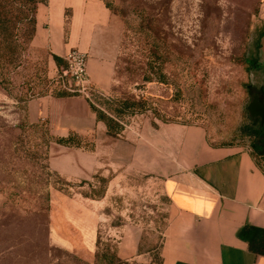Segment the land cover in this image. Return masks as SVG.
I'll use <instances>...</instances> for the list:
<instances>
[{
  "label": "rangeland",
  "instance_id": "rangeland-1",
  "mask_svg": "<svg viewBox=\"0 0 264 264\" xmlns=\"http://www.w3.org/2000/svg\"><path fill=\"white\" fill-rule=\"evenodd\" d=\"M112 1L124 2L128 12L124 23L108 9L115 22H108L103 31L99 58L110 63V72L98 83L86 66L88 96L74 95L87 103L92 98L90 91L142 93L160 113L168 114V121L147 111L129 115L116 138L107 136L100 123L87 133L74 134L72 141L77 144L73 146L51 139L46 150L43 148L46 154L76 149L92 152L107 172L68 177L48 168L42 170L48 172L44 175L39 166L46 161L26 157L25 150H33L32 145L41 142L38 131L24 129L28 124L24 106L29 99L56 96L64 90L57 76L64 61L60 58L58 65L52 64L47 48L20 43L15 64L6 72V88L0 86V124L14 126L12 137L0 129V142L16 137L12 156L0 155V264H108L116 254L120 235L113 233V227L124 224L140 228L138 252L146 251L150 257L148 260L144 254L139 260L126 261L150 264L157 257L167 222L161 182L177 160L179 131L197 126L210 146L249 148L250 137L241 127L248 123L246 87L250 93L255 88L248 82L246 66L255 65L251 62L254 56L261 59L256 47L264 29V0ZM145 38L156 41L158 52L164 55L162 71L170 85L148 83L139 90L121 83L114 74L117 56L131 53L141 57ZM19 123L24 128H18ZM35 123L47 127L54 138L68 134H59L46 118ZM57 177L65 181L59 189L44 182L58 181ZM98 177L106 179L105 183ZM44 192L48 194L46 209L39 213ZM81 223L86 224L84 229ZM91 224H95V233L88 228ZM94 235L99 239L97 245Z\"/></svg>",
  "mask_w": 264,
  "mask_h": 264
},
{
  "label": "crops",
  "instance_id": "crops-1",
  "mask_svg": "<svg viewBox=\"0 0 264 264\" xmlns=\"http://www.w3.org/2000/svg\"><path fill=\"white\" fill-rule=\"evenodd\" d=\"M110 15L101 0H44L36 6L35 29L28 44L47 48L52 64V55L61 58L71 48L87 51L86 66L94 73L91 79L102 83L111 69L110 63L99 58L103 31L108 22H115ZM259 53L264 64V29ZM24 109L29 123L46 118L59 134H84L103 124L80 95H44L27 100ZM179 132L177 160L161 182L168 214L158 264H264V254L251 251L247 239L238 235L244 226L251 228L248 236L256 239L264 231V154L256 155L246 147L210 146L197 126ZM97 164L94 153L80 149L47 154L48 168L68 177L107 172ZM88 228L95 233V224ZM112 231L120 234L118 257L135 261L147 254L150 259L148 252H138V226L124 224Z\"/></svg>",
  "mask_w": 264,
  "mask_h": 264
},
{
  "label": "trees",
  "instance_id": "trees-1",
  "mask_svg": "<svg viewBox=\"0 0 264 264\" xmlns=\"http://www.w3.org/2000/svg\"><path fill=\"white\" fill-rule=\"evenodd\" d=\"M43 1L44 0H0V86L4 88H6V85L8 83L6 72L15 64L20 43H28L33 36L35 29L34 26L36 6L38 3H41ZM123 3L124 2L114 4L112 0H103V4L107 9H109L113 13L118 14L124 19V23H126V14L128 10ZM147 19L145 18L146 21ZM145 43L147 45L146 48L143 49L144 52L141 57L135 56L131 53H125V55L123 54L117 56V59L114 62V74L120 79L121 83L125 85L133 84L134 88H138L139 90L144 88L148 83H158L166 86L170 85L167 82L166 73L162 71L165 57L162 53H159L160 51L158 52L159 46L157 42L153 40H147L145 38ZM256 51V54L258 55L259 44H257ZM52 59L57 65L59 64L60 57L52 55ZM251 62L255 64L252 65V67L251 65L246 64L248 72V82L254 84L255 90L260 93L264 99V64L256 56L252 57ZM175 89L176 91L179 90L178 88ZM113 90H115L114 87L111 88L112 92ZM74 94L75 93L61 90L57 93L56 96H68ZM90 95L92 96V98L87 100L88 108L90 112L94 114L96 120H99L103 123L106 135L111 138H116L120 135L121 131L123 130L125 119L132 114L145 113L147 111H150L160 121H168V114L160 113L152 105V100L150 99V97H145L142 93L134 95L132 93H129L128 91H121L117 95H102L96 93L95 91H90ZM173 95L175 96V93ZM247 117L248 123L243 125L241 127V130L244 134H247V136L250 137L249 149L257 155L259 154L258 151L264 146V127L259 125L257 121L250 119L249 116ZM24 120L28 122L26 118H24ZM17 127L24 128V124L19 123ZM26 127L27 128L24 129H27L28 132L38 131L39 139L41 142L34 143L32 145L33 150L32 148H27L25 150L26 157L33 161H36L37 159H41L42 161L44 159L46 162L41 163L39 166L41 168V173L43 172L44 175H48V172L42 170H48V166L46 154L47 152H43V148L44 150H46V147L51 139H54L55 142L65 146H73L74 144H77L76 142L72 141V136L76 134L73 131H69L68 134L64 137L54 138L52 135H50L47 127L45 126L28 122ZM0 129H3V131H9V136L12 137L10 131H13L14 126L1 123ZM13 138L16 139V137ZM15 139L13 141L8 138L7 140H9V142H0L1 156H4L5 154H7L9 157L12 156L13 152L16 150ZM42 155L44 157H42ZM4 171L7 174L10 173L8 168L4 169ZM57 178L58 181L44 182H49L53 186V188L59 189L60 185L65 184V181H62V179H60L59 177ZM98 179L99 182L105 183L106 179H104L103 177H98ZM47 196V192H44L42 194L43 202L41 203V206H39V213L46 209L48 199ZM88 197L92 198L91 196ZM250 230V227L244 226L239 231L238 235L243 236L247 239L248 247L251 251L259 254H264V231H260L262 234H259L260 237L256 239V236H248V231ZM98 240V236L95 235L94 243L96 245L98 244ZM158 263L159 256L157 254V257H155V259H151L150 264ZM108 264L135 263H128L126 260L121 259L114 253L112 258L108 259Z\"/></svg>",
  "mask_w": 264,
  "mask_h": 264
},
{
  "label": "built area",
  "instance_id": "built-area-1",
  "mask_svg": "<svg viewBox=\"0 0 264 264\" xmlns=\"http://www.w3.org/2000/svg\"><path fill=\"white\" fill-rule=\"evenodd\" d=\"M63 67L59 70L62 89L71 93L88 96V80L86 72V53L75 48L69 49L62 55Z\"/></svg>",
  "mask_w": 264,
  "mask_h": 264
},
{
  "label": "water",
  "instance_id": "water-1",
  "mask_svg": "<svg viewBox=\"0 0 264 264\" xmlns=\"http://www.w3.org/2000/svg\"><path fill=\"white\" fill-rule=\"evenodd\" d=\"M246 113L250 118L258 117V122L264 125V103L259 99L257 93H250V98L245 106ZM260 155L264 154V146L258 151Z\"/></svg>",
  "mask_w": 264,
  "mask_h": 264
},
{
  "label": "flooded vegetation",
  "instance_id": "flooded-vegetation-1",
  "mask_svg": "<svg viewBox=\"0 0 264 264\" xmlns=\"http://www.w3.org/2000/svg\"><path fill=\"white\" fill-rule=\"evenodd\" d=\"M251 67H252V66H251ZM251 70H252V69H251ZM251 70H250V71H251ZM247 92L249 93V97H250V90H249L248 88H247ZM254 93H257V94H258L259 99L264 100L263 97H262V95H261L260 93H258L256 90H255ZM247 116H248V114H247ZM249 118H250V117H249ZM250 119L255 120V121L258 122V117H256V118H250ZM258 123H259V122H258ZM259 125H261L262 127H264L263 124H260V123H259Z\"/></svg>",
  "mask_w": 264,
  "mask_h": 264
}]
</instances>
